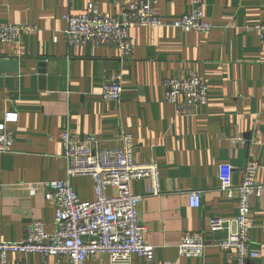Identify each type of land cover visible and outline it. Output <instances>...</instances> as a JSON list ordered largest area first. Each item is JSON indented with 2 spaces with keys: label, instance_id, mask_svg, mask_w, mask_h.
Wrapping results in <instances>:
<instances>
[{
  "label": "crops",
  "instance_id": "0c3cea01",
  "mask_svg": "<svg viewBox=\"0 0 264 264\" xmlns=\"http://www.w3.org/2000/svg\"><path fill=\"white\" fill-rule=\"evenodd\" d=\"M132 1L0 0V23L39 27L36 34L0 43V56L19 60L17 72H0V123L14 132L12 150L0 152V241H22L34 220L47 232L55 230V203L46 198L45 181L69 179L82 200L95 199L91 177L67 173L65 132L116 149L125 131L134 138L138 162L160 165L161 190L149 194V178L131 181L132 192L144 195L140 219L155 254L152 260L134 255L128 264H235L234 251L215 245L227 232L213 231L211 219L236 216L238 198L226 187L243 182L248 160L260 164L257 181L264 185V41L245 29L264 22V0H204L205 19L213 26L204 33L134 28L129 57L116 46L68 43L65 14H80L93 2L101 13L117 15ZM192 7L191 0L155 4L165 20L179 19ZM114 72L123 75L119 101L101 95ZM191 74L208 83V103L191 108L167 102L164 78ZM8 112H17L18 121L7 122ZM235 135L247 143L231 142ZM195 190L202 193L198 208L189 204ZM252 214L250 238L260 255L250 263L264 264V192L253 197ZM186 232H204L203 258L179 254ZM7 264L70 263L60 255L11 252ZM85 264L116 263L90 256Z\"/></svg>",
  "mask_w": 264,
  "mask_h": 264
},
{
  "label": "built area",
  "instance_id": "2783aa9c",
  "mask_svg": "<svg viewBox=\"0 0 264 264\" xmlns=\"http://www.w3.org/2000/svg\"><path fill=\"white\" fill-rule=\"evenodd\" d=\"M192 11L179 19L165 20L155 8L157 0H133L117 15L101 13L96 3L90 2L85 11L64 16L65 33L70 45L95 42L116 46L122 57L132 56L135 45L131 30L138 27H174L183 31L208 32L212 24L205 19L204 0H191ZM264 41V22L247 25ZM36 25L0 23V43L16 42L23 34H36ZM123 75L114 72L105 81L101 95L109 101H119L123 92ZM165 100L178 105L184 102L191 108L205 106L209 100V85L197 74L186 77L166 76L163 80ZM17 112L5 115L7 122L18 121ZM264 121V110L262 112ZM64 157L69 176H89L94 182L95 199L82 200L69 179L45 181L46 198L55 203V230L47 232L45 225L34 220L27 225L20 242L0 241V264L8 263L11 252L38 253L42 258L65 256L70 264H85L90 256L107 258L111 263L128 264L134 255L152 260L155 246L146 236L140 219L143 194L131 190V181L149 178V194L159 195L160 165L150 160L138 162L135 158V141L128 132H122L121 145L116 149H102L95 138L78 140L67 131L63 135ZM231 142L246 144L241 135ZM14 144V132L6 122L0 123V152H9ZM258 161L248 160L244 167L243 182L227 186L229 196L238 198L234 218L211 219V229L225 230L226 236L215 242L224 251H234L235 264H251L259 252L252 247L250 231L253 227L252 199L261 197L264 185L257 181ZM112 189V192L109 189ZM189 204L198 208L202 204L201 191L189 193ZM208 242L204 232L183 234L178 245L179 254L203 258Z\"/></svg>",
  "mask_w": 264,
  "mask_h": 264
},
{
  "label": "water",
  "instance_id": "95a60500",
  "mask_svg": "<svg viewBox=\"0 0 264 264\" xmlns=\"http://www.w3.org/2000/svg\"><path fill=\"white\" fill-rule=\"evenodd\" d=\"M44 64L41 63L40 66ZM19 70V60L17 58L12 57H4L0 56V72L8 73V72H17ZM44 70L41 69L39 73L41 74V82H44Z\"/></svg>",
  "mask_w": 264,
  "mask_h": 264
}]
</instances>
